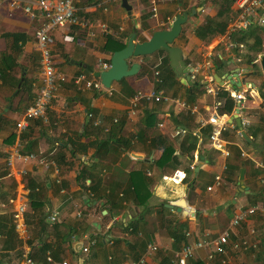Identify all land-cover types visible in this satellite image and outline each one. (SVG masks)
Returning a JSON list of instances; mask_svg holds the SVG:
<instances>
[{"label":"crops","instance_id":"1","mask_svg":"<svg viewBox=\"0 0 264 264\" xmlns=\"http://www.w3.org/2000/svg\"><path fill=\"white\" fill-rule=\"evenodd\" d=\"M7 1L0 11V264H21L27 253L35 264H46L47 253L55 261L68 264H123L142 256L146 264H176L174 255L186 242L201 238L204 232L214 239L229 228L234 216H221L227 209L228 214L236 215L251 207L264 208V168L259 166L264 164V75L259 67L264 55V35L259 32L264 23H258V19L264 20V7L253 19L256 27L249 28H259L262 49L256 53L248 49L253 37L241 43L242 47L229 48L225 32L205 39L196 35L202 25L220 21L218 14L226 13L230 0H127L131 17L122 7V0H77V17L86 21L88 28L72 25L51 33L55 69L67 81L58 87L45 121H30L27 129L18 134L16 122L33 103L41 85L35 34L42 20L38 0H19L23 7L31 6L33 18L21 9H11ZM230 9L229 20L237 15L234 0ZM192 10L196 11L193 15ZM178 14H188V19L172 46L182 51L185 65L191 68L211 54V67L199 74L197 82L182 81L171 68L174 77L170 73L165 79L164 74L161 77L162 68L169 66L168 54L163 50L131 58L130 66L139 65L137 73L113 82L109 89L84 90L72 82V77L85 71L94 79L87 68L99 71V62L110 63L112 53L103 50L108 39L125 46L135 34L136 42L145 41L153 33L169 29ZM100 24L107 26V33H101ZM89 31L95 36H88ZM13 34L22 35L25 40L13 43L12 38L5 37ZM234 35L230 39L233 42L239 38ZM246 54L256 55L253 63L259 71L246 62ZM13 62L18 65L11 69ZM234 73L239 75L234 81L241 83L240 88L227 79ZM21 75L28 81L26 91L30 89L34 96L10 110L9 98ZM195 83L200 89L193 95L195 102L190 103L186 89ZM205 84L210 85L212 93L207 92ZM151 90L162 92L172 101L141 100L131 117L133 97ZM215 91L244 96L238 112L233 109L231 114L220 113L221 123L226 124L220 135V148H215L205 133L206 127L213 128L206 121L214 104L219 103L221 108L224 101L213 94ZM177 101L196 106V112L182 108ZM147 111L154 114L149 122L152 127L144 122ZM242 119L247 125H241ZM115 121H123L124 126L114 135L130 141L127 147L116 143L117 150L99 145ZM159 123L163 126L159 127ZM243 133L251 143L243 138ZM189 134L198 141L191 158L183 152L187 146L183 140ZM159 140L174 148L173 166H156L162 150L152 145ZM16 143L22 155L32 154L36 160H16L8 167L6 158ZM134 171L148 179L145 188L151 197L141 206L135 204L129 182V174ZM218 176L221 183L216 186ZM28 179L39 185L35 193L43 207L37 214L30 207ZM208 187L212 190L208 191ZM179 202L186 208L179 211L166 206ZM19 205L26 207V231L14 229L9 233L12 214ZM41 220L44 229L40 228ZM175 228L183 235L180 242L170 235ZM230 231L231 242L246 240L249 247L234 250L228 244L225 253L214 254L211 260L207 259L210 251L200 250L193 261L264 264V209L248 215ZM150 243L157 245V250L147 255ZM44 245L51 248L45 254ZM83 248L88 252L84 253Z\"/></svg>","mask_w":264,"mask_h":264},{"label":"built area","instance_id":"2","mask_svg":"<svg viewBox=\"0 0 264 264\" xmlns=\"http://www.w3.org/2000/svg\"><path fill=\"white\" fill-rule=\"evenodd\" d=\"M77 0H56L55 2H51L49 0H38V9L40 11L39 17L42 20L40 27L37 29L35 34L36 47L40 53L39 59V68L41 73V85L38 88L36 96L34 98L33 103L25 110L22 117L16 122L15 129L18 134L23 132L29 126L30 121L33 120H43L46 119L47 111L50 107L51 101L58 89V87L67 81V78L64 75H60L56 72L53 56H52V46L54 44L52 38V32L61 27L77 25L81 28H88V24L84 20H80L77 17L76 3ZM237 15L235 18L228 20L227 28L225 30L224 36L229 40L227 43V47L236 48L242 47V45L231 41V36L233 34L238 33L240 30L248 29L253 22L255 16L259 14V10L264 7V0H234ZM11 9H21L26 14L34 17L32 13L31 6H22L19 0H8L6 2ZM4 6V0H0V11ZM203 11V10H202ZM258 23L262 25L264 23L263 18L258 19ZM101 33H107L108 28L105 24L99 25ZM88 36L94 37L95 33L93 31L88 32ZM211 54L208 53L206 55V59L202 63H197L193 67L190 68V76L189 81L194 83L198 81V76L202 71L210 69L211 67ZM100 70H108L110 67V63L108 62H99ZM209 77V76H208ZM205 76V79L208 81H212ZM72 82L74 85L83 88L84 90H101L103 86L101 85L98 79H91L84 72L79 73L72 77ZM97 80V81H95ZM205 88L208 93H212L209 84H205ZM226 89V88H225ZM227 90V89H226ZM215 96L219 95L218 91L213 93ZM230 97L234 102V110L236 112L239 111L241 107L242 100L244 99L243 93L230 92ZM141 100L152 101L155 103H166L171 102L172 99L162 92H156L155 90H151L148 93H138L136 94L131 103L129 115L133 117L136 114V109L139 106V102ZM177 103L191 113L196 112L197 107L191 104L186 103L185 101H177ZM220 104L215 103L211 114L209 115L206 123H209L213 126L211 130V134L209 135V139L215 148H220L222 140H221V132L224 130L226 124L221 123L220 121ZM117 122V121H115ZM247 121L245 119L241 120V125H247ZM205 123H203L204 125ZM159 127H162L163 124L159 123ZM227 156L228 153L226 152ZM16 160L30 161L36 160V157L32 154L22 155L19 150V144L16 143L11 150L9 151L8 157L6 158V165L11 167ZM42 165H48L47 162L41 161ZM52 165H54L52 163ZM264 168V164L259 165ZM55 167V165H54ZM191 169L193 167L191 166ZM55 171L58 172L55 167ZM149 175V172H147ZM181 178H184L183 173H179ZM179 176V177H180ZM221 183V178L215 177V184L219 186ZM208 191L212 190V187L207 188ZM259 209V207H251L246 210L239 211L234 217L231 219L229 223V228L223 231L221 234L217 235L216 238H210L209 233L204 232L202 237L199 239H195L193 241L186 242L182 248L174 255L176 264H190L196 256V253L200 250H208L210 251L207 255V259L211 260L214 257V254H223L225 253V246L231 244V247L234 250L246 249L249 247V242L243 240L241 242H231L230 240V229L231 227L238 226L242 221H245L248 215L254 214ZM25 213L26 207L25 205H19L17 209L12 214V223L14 225V229L16 231H26L25 228ZM47 221H50L47 218ZM253 233V231H251ZM186 237L189 238L190 234L187 233ZM157 250V245L154 243H150L147 246V255L154 253ZM83 252L87 253V248H83ZM46 264H68L67 261L57 262L55 261L49 253L46 254L45 257ZM21 264H35L29 254H24L22 256ZM123 264H146L145 257H140L134 261H126Z\"/></svg>","mask_w":264,"mask_h":264},{"label":"trees","instance_id":"3","mask_svg":"<svg viewBox=\"0 0 264 264\" xmlns=\"http://www.w3.org/2000/svg\"><path fill=\"white\" fill-rule=\"evenodd\" d=\"M232 0H230L228 2V6L226 7V13L222 12L218 14V18L220 19V21H212V22H208L205 25H202L201 27H199L196 30V35L199 38L205 39L207 37H212L214 35H218L221 34L223 32H225V29L227 27L228 24V20H229V16L227 15V12H231L232 10L230 9ZM256 26H253V24L249 27V28H253ZM264 30V26H260ZM246 29V30H240L237 34H235L236 36H239L238 39H236L237 43L239 44H243L245 42V40L248 37H253L254 42L252 44L248 45V49L249 51H255L256 53H260L261 49H262V40L260 38V36L257 34L259 28H254V29ZM249 30L251 32H249ZM234 35V36H235ZM5 37H10L13 40V43H17L19 41L23 42L25 40V37L19 34H13V35H5ZM235 39V38H233ZM235 41V42H236ZM17 46V45H16ZM122 48H124L123 44L120 43H114L111 39H108L106 42L105 47L103 48L104 52H109V53H114L116 51L121 50ZM255 53V54H256ZM245 57V56H244ZM256 59V55L254 56H248L246 54V62L248 64L251 65L252 69L254 71H259L258 70V66L255 65L253 62ZM109 63V61H107ZM18 64L13 62L9 67L12 69L13 67H16ZM87 71H85L86 73ZM161 77L164 74V79H165V75L166 73H170L172 75V77H174V73L172 72V70L170 69V67L168 66V64H166V67L161 71ZM87 74V73H86ZM23 78V80L21 81V79ZM97 81V80H95ZM163 81V80H162ZM21 82V87L19 89V91L17 92V94H14V92L17 89V85ZM178 83V82H177ZM28 84V81L26 79V77L24 75H21L20 78L17 80L16 82V86H15V91L13 92V94L10 96V102L12 103L11 109L10 110H14L17 107L18 102L23 103V101H25L26 99L29 101L32 100L33 98V94L31 93L30 89L28 91H26V86ZM199 85H197V83L192 84L191 87H189L187 90V92L189 93L188 96V102H195V97L193 95H195V91H198ZM219 98L223 99V105L222 107L219 109L220 113H226V114H231L232 110L234 108V102L233 99L229 96L228 93H226L225 91H221L219 93ZM34 99V98H33ZM18 100V101H17ZM30 106V105H29ZM28 106V107H29ZM27 107V108H28ZM26 110V109H24ZM20 112V111H19ZM25 112V111H24ZM146 120L144 121L145 123H147V127L151 126L152 123H149L151 119L154 118V114L152 113V111H147L146 115H145ZM39 120V119H38ZM0 121H1V117H0ZM124 126V122L123 121H119L117 122L113 128H111L110 131H108L107 133V138L102 140V142L99 143V145H102V147H108V148H113L115 150H117L116 148H114L115 144H122L123 146L127 147L128 144H130V141L124 139L123 137H116L114 135L115 131H121L123 129ZM152 127V126H151ZM207 132L206 135L207 137H209V135L211 134V128L206 127ZM10 140L13 139V135H11L9 137ZM184 143H187L186 148L183 150V152L185 154H187V156L189 158L192 157V153L196 150L197 148V138L192 136L191 134L187 135L186 139L183 140ZM160 147V149L162 150V155L161 157L157 160L156 162V166L159 168H164L167 165L169 166H173L172 162H175L176 157L174 158V148L172 147L171 144H166L165 141L159 140V142L157 143L155 141L154 146L152 145V148H158ZM148 180V179H147ZM146 178L143 176V174L139 171H134V172H130L129 174V182L131 184V187L133 188V192L135 194V204L137 206H141L147 203L148 199L151 197V194L146 190V184L147 181ZM26 187L29 189V194L28 197L31 200L30 201V207L31 209L37 214V212L39 211L38 209L43 207L42 202L38 201L37 199V193H35L36 189L39 188V185L33 180V179H28V183L26 184ZM8 222V220H7ZM43 220L39 221L40 224V228L44 229L45 225L42 223ZM10 226H9V230L8 232L10 233L11 231H14V225L12 223V220L10 222ZM3 224H0V226H2ZM6 227V226H5ZM170 235L176 240L179 241L183 239V235L178 231V229H173L172 233H170ZM30 244V242H29ZM43 249V254L46 253V251L48 249H51L50 246L44 245L42 247ZM190 264H203L201 262H191Z\"/></svg>","mask_w":264,"mask_h":264},{"label":"water","instance_id":"4","mask_svg":"<svg viewBox=\"0 0 264 264\" xmlns=\"http://www.w3.org/2000/svg\"><path fill=\"white\" fill-rule=\"evenodd\" d=\"M122 7L127 11L128 16L131 17V7L128 5L127 0H122ZM196 11L192 10L191 15H193ZM188 14H178L173 20L171 26L167 30L157 31L152 34V36L142 42L135 41V34H132L127 42L125 43L124 48L119 51H116L111 54L110 57V67L108 70H99L93 71L90 68L87 70L92 74L95 79H98L105 89H109L113 82H119L123 78L130 77L137 73L139 70V65L137 63L129 65L128 61L131 58L148 56L156 53L157 51L163 50L166 51L169 58V66L174 71L178 77L182 81H189L190 76V68L187 67L183 61L182 51L172 46L174 40L179 37L181 33L182 25L187 21ZM259 67L264 75V55L259 59ZM255 74V73H254ZM246 75L243 74V77ZM239 75L234 73L233 76H228V81H230L231 85L236 87H241V83H237L234 80L238 79ZM20 88V84L18 85V89ZM17 93V91H16ZM10 108V104L8 105ZM7 110V109H6ZM237 128H240V119L236 117ZM243 138L251 143L245 133H243ZM244 170L240 171L239 180L242 186ZM243 188H240V192H242ZM182 205V206H180ZM168 208L177 209L181 211L183 208L185 209L183 202H179L177 204H167Z\"/></svg>","mask_w":264,"mask_h":264},{"label":"rangeland","instance_id":"5","mask_svg":"<svg viewBox=\"0 0 264 264\" xmlns=\"http://www.w3.org/2000/svg\"><path fill=\"white\" fill-rule=\"evenodd\" d=\"M259 33H260V35L261 34L264 35V30L261 29ZM228 211H229V209H227L225 212H223L224 214L222 213L221 216L226 215V216H224L226 219L233 217L234 215L233 214L232 215L231 214H228L227 213ZM218 218L221 219V217H218Z\"/></svg>","mask_w":264,"mask_h":264}]
</instances>
